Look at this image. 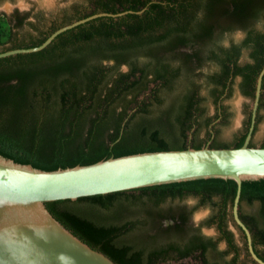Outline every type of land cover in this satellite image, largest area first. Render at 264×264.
<instances>
[{
    "label": "trees",
    "instance_id": "1",
    "mask_svg": "<svg viewBox=\"0 0 264 264\" xmlns=\"http://www.w3.org/2000/svg\"><path fill=\"white\" fill-rule=\"evenodd\" d=\"M129 10L143 12L99 17L41 51L0 58L1 156L56 171L141 152L244 145L252 107L239 135L226 141L220 133L231 113L225 106L221 117L219 102L232 94L237 78L242 95L254 102L264 66V0H77L38 11L33 20L16 10L12 28L27 24L36 35L12 29L0 52L41 45L58 28L95 13ZM237 29L245 37L225 46V34ZM206 63L215 69L199 82L197 69ZM263 110L264 79L255 132ZM251 146H258L254 139ZM237 189L232 178H198L49 201L46 207L117 264L189 256L203 264H244L228 226L231 220L241 231L250 257L232 211ZM189 196L213 209L206 225L217 228L218 240L190 223L195 208L183 205ZM240 217L264 260V178L243 181ZM219 241L228 250H219Z\"/></svg>",
    "mask_w": 264,
    "mask_h": 264
},
{
    "label": "water",
    "instance_id": "2",
    "mask_svg": "<svg viewBox=\"0 0 264 264\" xmlns=\"http://www.w3.org/2000/svg\"><path fill=\"white\" fill-rule=\"evenodd\" d=\"M129 12L143 10L89 15L58 28L41 45L0 52V58L41 51L67 30L99 17H119ZM263 79L264 66L257 78L251 124L241 147L207 145L141 152L56 171L19 164L0 155V264H117L68 230L51 214L46 202L209 177L236 180L234 220L247 237L252 259L264 264L255 250L251 230L240 217L243 181L264 178V147L251 146Z\"/></svg>",
    "mask_w": 264,
    "mask_h": 264
},
{
    "label": "rangeland",
    "instance_id": "3",
    "mask_svg": "<svg viewBox=\"0 0 264 264\" xmlns=\"http://www.w3.org/2000/svg\"><path fill=\"white\" fill-rule=\"evenodd\" d=\"M77 0H0V41L7 43L10 33L13 29L21 35L24 33H30L36 35V32H33L30 27L25 24L23 27L12 28L9 19L18 10L21 14H29L28 20H33L34 15L38 11H43L49 13L56 11L64 6L69 5L70 3ZM7 21V22H6ZM6 22V23H5ZM4 24V32L1 24ZM14 27V26H13ZM245 37V32L242 29H237L230 34H225L223 38V44L229 46L233 41L240 42ZM1 49V44H0ZM184 51H190L189 48H183ZM246 52H244V55ZM244 58V57H243ZM124 66L122 70H126ZM215 69V65L212 63H206L201 68L197 69L199 82H204V75ZM240 78L235 80L233 86L232 94L224 100V105L228 108L231 115L229 118L228 125L224 126L221 129L220 136L223 140L231 141L235 136L239 135L241 130L244 127L246 121L245 110L253 106V101L249 98H246L242 95L239 88ZM203 92H206L205 87L202 88ZM210 114L215 113V106L210 102L208 104ZM205 135V132H202V136ZM254 142L256 145L263 143L264 141V110L261 112V117L257 126V130L254 134ZM183 205L188 208H195L194 212L191 215L190 223L196 227H200L202 233L207 237H213L214 239H219V232L215 226L206 225L207 219L213 213V209L209 205H200L199 199L194 196H189L183 201ZM245 210H249L248 206H245ZM169 222L166 221V224ZM229 229L234 233V237L237 245L240 250V261L244 264H252L250 258L247 256L243 250L244 240L241 231L237 228L233 221L228 222ZM219 250H228L227 243L225 241H219L218 243ZM233 253L227 255L228 259L233 257ZM185 264H197V261L194 259H186L183 261Z\"/></svg>",
    "mask_w": 264,
    "mask_h": 264
},
{
    "label": "flooded vegetation",
    "instance_id": "4",
    "mask_svg": "<svg viewBox=\"0 0 264 264\" xmlns=\"http://www.w3.org/2000/svg\"><path fill=\"white\" fill-rule=\"evenodd\" d=\"M219 107H221V110H220V113L222 114L221 115V117H223L226 113H227V111H226V108H225V105H224V101H222V102H219ZM221 117L220 118H218L215 122H217V121H220V119H221ZM214 123V122H213ZM262 144V143H261ZM261 144H259L258 146H261ZM194 259L193 258V256H189V257H187V258H182V259H170V260H168V261H166V262H164L165 264H185V263H183V261L184 260H186V259ZM250 260L252 259V257H251V255H250ZM195 260V259H194ZM197 261V260H196ZM255 261V260H254ZM252 262V264H255L253 261H251ZM258 263V262H257ZM197 264H203V262H198L197 261ZM259 264V263H258Z\"/></svg>",
    "mask_w": 264,
    "mask_h": 264
},
{
    "label": "bare ground",
    "instance_id": "5",
    "mask_svg": "<svg viewBox=\"0 0 264 264\" xmlns=\"http://www.w3.org/2000/svg\"><path fill=\"white\" fill-rule=\"evenodd\" d=\"M42 219H43L44 221H46L44 217H42Z\"/></svg>",
    "mask_w": 264,
    "mask_h": 264
}]
</instances>
